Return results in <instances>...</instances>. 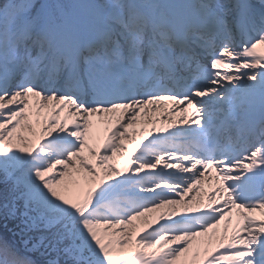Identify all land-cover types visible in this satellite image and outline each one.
Here are the masks:
<instances>
[{
	"label": "snow or ice",
	"instance_id": "6c2138e0",
	"mask_svg": "<svg viewBox=\"0 0 264 264\" xmlns=\"http://www.w3.org/2000/svg\"><path fill=\"white\" fill-rule=\"evenodd\" d=\"M0 264H264V0H0Z\"/></svg>",
	"mask_w": 264,
	"mask_h": 264
},
{
	"label": "bare ground",
	"instance_id": "6f19581e",
	"mask_svg": "<svg viewBox=\"0 0 264 264\" xmlns=\"http://www.w3.org/2000/svg\"><path fill=\"white\" fill-rule=\"evenodd\" d=\"M172 108H173V103L171 101H163L161 103V105L159 106L158 111L149 112L147 116H141V117H143V120L141 123L142 127L143 128L152 127V125L146 124L145 121H147L149 119L153 120L152 117L154 118V116H156L157 118L159 117L160 121L161 120L164 121V123L161 124V125H163L162 127H164V126L167 127V124L172 123V122H176L179 120V118L182 115H188V113L191 112V109H188L186 113H181L179 111L174 112V113H170L169 110ZM158 115H160V116H158ZM169 127H171V126H169ZM139 138H140V135H139L138 139ZM213 175H214V173H213ZM213 186H214V182H206L205 184L201 185L200 187H201V189H204V188L213 187ZM257 217L260 218L259 216H257Z\"/></svg>",
	"mask_w": 264,
	"mask_h": 264
},
{
	"label": "rangeland",
	"instance_id": "374dc122",
	"mask_svg": "<svg viewBox=\"0 0 264 264\" xmlns=\"http://www.w3.org/2000/svg\"><path fill=\"white\" fill-rule=\"evenodd\" d=\"M188 115H191V112H189ZM152 116H153V115H152ZM158 116H160V115H158ZM152 119L155 120V121H157V123L155 124V127H156L157 129H159V128H161V127L163 126V125H161V123H160V119H159V117L157 118L156 116H154V118L152 117ZM142 120H143V117H140V118L138 119L137 125L135 126V127H136V137H135V138H136L137 140H139V139L141 138V137H140V138L138 139V137H139V135H140V133H139V129H140V128H143L142 125H141ZM169 126H171V127H169ZM176 126H182V125L177 124ZM164 127H165V126H164ZM167 127H168L169 129H171V128L173 127V123H169V124H167ZM131 132H132V129L130 128V129H129V134H131ZM124 143H125L127 146L131 147V145H129L127 141H125ZM211 189H212V187H208V188L201 189L200 193L198 194V198H199V199H204V198H206V193H208ZM150 215H152V214H150ZM257 216H259V214H257ZM259 217H260V216H259ZM260 218H262V217H260ZM135 223H136L138 226L142 227L140 221H136Z\"/></svg>",
	"mask_w": 264,
	"mask_h": 264
}]
</instances>
